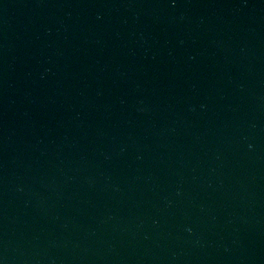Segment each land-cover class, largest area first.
<instances>
[{
    "label": "water",
    "instance_id": "obj_1",
    "mask_svg": "<svg viewBox=\"0 0 264 264\" xmlns=\"http://www.w3.org/2000/svg\"><path fill=\"white\" fill-rule=\"evenodd\" d=\"M0 264H264V0H0Z\"/></svg>",
    "mask_w": 264,
    "mask_h": 264
}]
</instances>
